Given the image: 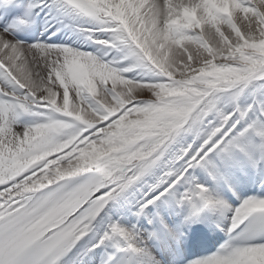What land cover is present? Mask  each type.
<instances>
[{
	"label": "snow or ice",
	"instance_id": "snow-or-ice-1",
	"mask_svg": "<svg viewBox=\"0 0 264 264\" xmlns=\"http://www.w3.org/2000/svg\"><path fill=\"white\" fill-rule=\"evenodd\" d=\"M0 264H264V0H0Z\"/></svg>",
	"mask_w": 264,
	"mask_h": 264
}]
</instances>
